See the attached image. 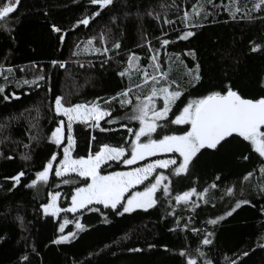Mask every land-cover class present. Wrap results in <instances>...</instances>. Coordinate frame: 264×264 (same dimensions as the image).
<instances>
[{
    "label": "trees",
    "instance_id": "obj_1",
    "mask_svg": "<svg viewBox=\"0 0 264 264\" xmlns=\"http://www.w3.org/2000/svg\"><path fill=\"white\" fill-rule=\"evenodd\" d=\"M218 1L214 5L207 0H113L89 26L74 28L77 20L96 11L89 0H20L17 10L0 22V87L4 88L0 93V264H186L181 250L197 264H264V158L235 135L219 150L202 149L189 175L170 177L172 195L165 199L158 192V203L147 211L116 215L102 205H93L101 211L61 212L56 218L45 215L41 208L48 193L59 191V206L67 208L73 188L82 186L83 178L72 173L65 178L73 182L63 184L53 170L47 183L25 187L53 153L57 155L54 167L63 159L67 123L55 113L57 96L63 98L65 106L97 104L110 112L93 129L84 123L73 124L72 158L87 157L105 144L123 146L128 150L126 155L130 154L129 141L134 136L121 125L134 130L139 125L126 119L131 105L122 107L121 100L130 99L135 104L137 96L150 92L153 84L151 80L143 83L144 72L155 75L154 63L160 64L169 82H175L172 89L178 85L184 92L181 99L185 102L211 91H224L225 85L244 98L264 96V5L257 8L259 0ZM4 2L7 0H0V6ZM186 12L201 14V19L193 17L194 23H186ZM112 16L117 17L115 23ZM52 25L62 32H53ZM186 31L195 34L179 39ZM102 34L107 36L106 43L99 39ZM90 37L96 39L86 48ZM164 39L169 44L162 46ZM117 41L118 49L112 47ZM256 45L259 48L252 51ZM130 56L138 57L131 66ZM152 56L157 57L155 62ZM197 65L201 79L193 87ZM39 76L44 77L37 81L39 86L23 83ZM125 91L127 97L118 95ZM174 114H178L176 106L169 119ZM60 120L64 121L65 139L56 145L51 132ZM187 127L169 125L158 132L178 134ZM166 157L173 154L131 166L108 162L102 165L101 174L128 171ZM20 171L26 175L13 188L14 181L9 178ZM157 172L170 175V169ZM248 173L252 175L245 179ZM213 183L217 185L214 189L209 187ZM146 184L131 189L126 197L142 191ZM191 187L197 191L209 187L207 203L193 196L198 207L176 205L172 197ZM228 188L233 189L231 194ZM244 200L249 203L225 215L237 201ZM221 216L224 218L215 225L207 223ZM65 218L70 223L60 233L59 223ZM77 219L85 224L83 231L76 229ZM69 231L76 233L73 239L52 243ZM208 233H212L208 237L211 243L203 245Z\"/></svg>",
    "mask_w": 264,
    "mask_h": 264
},
{
    "label": "snow or ice",
    "instance_id": "obj_2",
    "mask_svg": "<svg viewBox=\"0 0 264 264\" xmlns=\"http://www.w3.org/2000/svg\"><path fill=\"white\" fill-rule=\"evenodd\" d=\"M20 0H7L0 6V22L7 21L10 15L17 9ZM209 4L212 0H207ZM90 5L96 7L90 15L76 21L73 27L83 25L89 26L90 21L100 16L104 10L113 5V0H89ZM264 5V0H259L256 5L259 8ZM238 11V9H237ZM151 15V13H149ZM188 13L184 14V19H188ZM116 16L111 17V22L115 23ZM169 23L168 20L164 21ZM196 27V25H191ZM52 31L61 33L62 29L56 25H52ZM195 33L186 31L179 39H187ZM95 37H90L86 41V48L93 46ZM102 43L107 42V36L102 34L99 37ZM60 40H64V36H60ZM162 46L169 44V40L164 39L161 41ZM113 48L118 49L120 43L117 41L112 45ZM259 45L252 48L256 51ZM151 50V49H150ZM93 51L100 52V48H93ZM105 53L107 48L103 50ZM193 57L195 53H190ZM138 57L130 56V66L133 61ZM156 56L151 57V61L155 62ZM55 65L57 61H52ZM154 73H159V79L156 75H150L146 70L144 72V81L147 83L152 81L153 86L150 92L143 97L137 96L135 104H132L130 99H122L121 106L131 105V112L126 117L130 121L138 122V129L128 128L127 130L133 134L134 139L129 141L131 145L130 154L126 155L128 151L125 147H112L109 145H102L94 154H89L87 157L72 158L70 149L73 146V122L80 121L87 123L88 120H93L95 123L93 127L99 126V121L105 116H109L110 112L99 108L97 105L92 104L86 106L85 104L77 103L70 106H65L63 98L57 96L55 98V113L59 116L62 115L67 119V146L63 147V159L54 167L53 161L57 160V155L52 154L49 161L43 166L42 170L35 173V178L26 184L25 187H36L38 183H47L49 181L50 172L54 170V175L57 178H62L63 184L72 183L69 174L74 173L76 176L83 178L82 186L73 188L71 193V203L67 208H62L58 204L60 192H49L48 201L41 205L42 211L45 215L57 217L59 213H73L76 214L82 210L88 211H101L99 208L92 207L93 205H102L104 209L112 210L116 215H123L131 213L136 209L147 211L153 208L158 203L157 193L162 192L165 199L172 195L171 176L183 177L190 174V168L194 165L195 159L198 158V153L202 149L219 150L223 147L228 139L234 135L248 142L253 150L264 158V96L260 98H244L238 91L233 90L231 85H225L224 91H211L207 95L199 98H189L183 101L181 97L184 92L180 90L179 86L172 89L171 85L175 82H169L166 77L167 74L160 71V64L154 63ZM64 67V64H60ZM11 71V69H7ZM121 76L124 73H120ZM44 79L43 76L36 77L32 81L25 80L24 84H36L38 80ZM199 65L196 66V72L192 76V86L194 87L200 81ZM159 85V87H157ZM137 87H140L137 85ZM4 92V88L0 87V93ZM123 97L128 96L125 91ZM4 99H9L4 96ZM157 100H162V106H157ZM179 105H182L180 107ZM177 107L178 114H174V118L169 119V113L172 112L173 107ZM112 123L111 120L108 121ZM169 125L175 126H188L186 129H181L177 134L176 131L171 133H164L163 135L158 132V129L167 128ZM107 129L101 128V131ZM64 121H58V126L51 132V140L56 145H61L63 140ZM154 134L158 138H154ZM142 138H144L142 140ZM158 154H173V157L168 159H154L151 162L145 163L143 166L131 168L129 171H113L108 174H101L102 165L108 162L118 161L126 166L136 164L138 161H144L146 158L155 157ZM11 159V157H9ZM248 157L245 156L244 159ZM158 169H170V175H165L163 172H157ZM264 172V167L261 168ZM156 173L154 176L153 174ZM26 173L24 171L18 172L15 176L10 177L14 181L12 187L15 188L20 182L21 178ZM248 173L245 179L251 176ZM150 177L152 179H150ZM219 180V176L216 177ZM142 191H134L131 195L126 197V193L130 189L145 185ZM166 182V183H165ZM210 188H216L217 185L213 183ZM209 187L204 188L202 191H197L195 187H191L182 192H177L172 199L176 205H185L191 207H198L192 197L196 196L197 199L204 200L207 203L206 194ZM12 189H9L11 191ZM264 191V189H262ZM227 192L231 194L232 188H228ZM249 203V201H237L235 207L226 212V216L232 215V212L241 204ZM172 214V213H170ZM224 217H217L209 219L208 224L215 225L219 220ZM19 219V218H18ZM70 221L65 218L62 223H59L58 231L64 233L65 226ZM75 227L78 231L85 229V224L81 223L79 219L75 221ZM198 230L193 229V232ZM76 233L69 231L67 234L58 236L52 243L68 242L75 237ZM212 233L201 241L203 245H208L211 240L208 238ZM131 251H140V249H131ZM199 251V250H197ZM181 256H186V264H197V260L190 256L184 250L179 253ZM200 255H203L201 253ZM247 255V252L244 253ZM27 260V256L23 257ZM205 264H211V261H205ZM231 264H236L232 261Z\"/></svg>",
    "mask_w": 264,
    "mask_h": 264
},
{
    "label": "rangeland",
    "instance_id": "obj_3",
    "mask_svg": "<svg viewBox=\"0 0 264 264\" xmlns=\"http://www.w3.org/2000/svg\"><path fill=\"white\" fill-rule=\"evenodd\" d=\"M206 3H208V2H206ZM212 3L214 4V5H218V3H219V1L218 0H212ZM204 9V7L202 8V10ZM203 12H204V10H203ZM240 13H243L241 10L239 11ZM189 15H188V19L186 20V23H189V24H191V23H194L193 21H192V19L191 18H193V17H196V19L197 20H199V19H201V14H194V16H192V14H190V13H188ZM155 75H156V73H154ZM157 76V75H156ZM157 79H159V73H158V76H157ZM153 84V83H152ZM95 105H97V104H95ZM87 106V105H86ZM99 108H101V106L100 105H97ZM157 106L158 107H160V106H162V100H157ZM102 109V108H101ZM171 113V112H170ZM169 113V114H170ZM65 120H66V123H68L67 122V119L65 118ZM101 121V120H100ZM99 121V122H100ZM84 123V122H80V121H74L73 122V124L74 123ZM95 122L93 121V120H88L87 121V123H84V124H86L90 129H93L94 127H93V124H94ZM138 123V122H137ZM155 135V134H154ZM63 140H62V142L64 141V139H65V134H64V131H63ZM142 140H143V138H142ZM70 154H71V149H70ZM72 156V155H71ZM157 156H166V154H158ZM150 158H152V157H150ZM146 159H148V158H146ZM159 159H168V157H166V158H159ZM116 162H118V161H116ZM167 170V169H166ZM129 171V170H128ZM74 174V173H73ZM140 186V185H139ZM137 187V186H136ZM135 188V187H134ZM133 189V188H132ZM131 190V189H130ZM129 190V191H130ZM127 194V193H126ZM58 204H59V198H58ZM60 214V213H59ZM59 216V215H58ZM57 216V217H58ZM56 217V218H57Z\"/></svg>",
    "mask_w": 264,
    "mask_h": 264
},
{
    "label": "water",
    "instance_id": "obj_4",
    "mask_svg": "<svg viewBox=\"0 0 264 264\" xmlns=\"http://www.w3.org/2000/svg\"><path fill=\"white\" fill-rule=\"evenodd\" d=\"M19 3H20V2H19ZM18 6H19V5H18ZM17 8H18V7H17ZM16 10H17V9H16ZM16 10H15V11H16Z\"/></svg>",
    "mask_w": 264,
    "mask_h": 264
}]
</instances>
